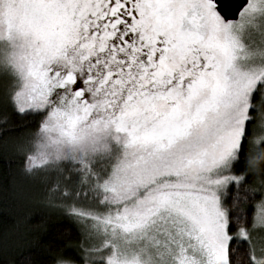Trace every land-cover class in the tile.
<instances>
[{"label": "snow or ice", "instance_id": "6c2138e0", "mask_svg": "<svg viewBox=\"0 0 264 264\" xmlns=\"http://www.w3.org/2000/svg\"><path fill=\"white\" fill-rule=\"evenodd\" d=\"M0 117V264H264V0H0Z\"/></svg>", "mask_w": 264, "mask_h": 264}, {"label": "trees", "instance_id": "16d2710c", "mask_svg": "<svg viewBox=\"0 0 264 264\" xmlns=\"http://www.w3.org/2000/svg\"><path fill=\"white\" fill-rule=\"evenodd\" d=\"M2 119V117H0ZM17 118L12 117L11 124H16ZM0 123V129L10 127ZM12 138L8 140V147H5L3 136L0 134V217L5 221H10L16 209L12 207L11 193L15 187H29V181L22 172V160L11 151ZM38 195V194H37ZM39 198V195H38ZM37 222L44 221L50 235L63 239L65 244H75L78 236L73 225L67 217L58 211L38 209ZM34 264H39V257L34 258Z\"/></svg>", "mask_w": 264, "mask_h": 264}]
</instances>
